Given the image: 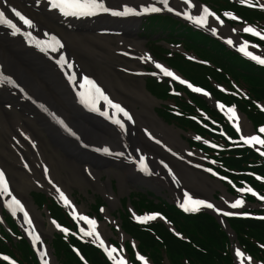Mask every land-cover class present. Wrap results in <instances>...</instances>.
Wrapping results in <instances>:
<instances>
[{"label":"bare ground","instance_id":"bare-ground-1","mask_svg":"<svg viewBox=\"0 0 264 264\" xmlns=\"http://www.w3.org/2000/svg\"><path fill=\"white\" fill-rule=\"evenodd\" d=\"M105 2L121 7L128 3L140 7L151 4V0H105ZM173 2H175V7L178 8L179 3L172 0V3ZM193 8L200 11L198 4ZM30 13L35 16L36 25L41 31L49 30L51 33L60 31L59 33L61 34L58 35L61 41L65 43L66 52L70 57H68V63L73 66L78 73L92 80L102 91L104 90V84L105 87L111 91L113 97L130 105V108L125 110L130 119L125 117L123 113L117 112L115 113V118L119 119L124 127L120 128L119 125L117 128L112 126L108 127L106 125L107 121L113 119L114 110L111 109L110 106H104V101L98 99L95 90L90 85L85 84L84 87L81 88V83L77 82L68 87L66 81L55 68L54 64L49 62L52 61V58L57 60L59 53L56 51H49L50 58L48 60L46 57L42 58V56L38 54L31 53L29 48L16 40L12 41L0 37V65L18 79L25 92V97L30 100L32 106H36V103L38 104L36 107L40 110L43 108L47 109V113L43 114V126L54 145L53 150L48 148L43 137L40 136L36 129L30 124L27 115H23V118H19L16 115L9 114L6 111L8 110L7 108L1 107L3 113L0 114V136L4 135L8 141L13 135L15 138H18V130L23 127V130L27 132L29 138L35 141L37 145L36 150H27L24 146V142L27 141V138H21L20 143L13 141L10 143L8 149L4 151L0 150V171L5 175L9 191L24 206V210L28 213L29 219L32 222L31 226H29V224L24 221L23 213L17 211L16 216L28 233L34 230L35 234L41 238L42 235V237H44L52 234L53 230L58 229V227L49 217L45 221L42 214L38 212L36 206L23 189V176H28L34 183L41 186L45 185L42 181H48L51 191L63 203L64 201L60 198L57 189L64 193L65 197L70 201V205H67V207L73 214L87 216L84 207L75 204L70 186L66 183L64 184H66L67 187L61 184L63 180L57 176L51 166L52 162L55 161V154L59 150L58 148H63L65 150L63 159L66 165L70 167L78 166V162H82L83 159H90L91 154L88 153V149L94 150L108 147L109 150L113 152H122L124 154L117 157L123 161L125 160L126 163L124 165L131 169L130 176L132 175L136 178L138 176L133 170H135V167L139 170V164L127 162L134 158H140L141 155H146L152 164L150 179L156 184L170 187L176 197L180 196L179 189L184 187V184L191 189L194 188L210 196L217 189L221 188L220 190L223 192V202L218 205L220 207L232 205L236 199L228 195L224 187H221L218 182L203 176L200 171L196 172L184 164V149L185 152L188 151L189 153L190 150L187 143L182 139L180 131L167 125L157 116L151 107L154 100L142 84H129L128 73L125 71L126 69L123 70L119 64L114 63L116 53L130 51L133 54H138L137 62L140 65L145 62L157 64L147 51L144 45L145 43L133 33L136 26L134 23L136 22L126 25L128 26L129 33H127V35H120L117 38V46H113L111 42H108V40L98 34L91 35L90 33H77L79 31L73 32V29H68L61 21L55 20L52 16L44 12L38 14L37 11L36 15L34 11ZM1 35L2 34H0V36ZM142 57H150V59H142ZM162 66L168 68L165 65ZM135 69L138 68H135V66L130 67V70ZM169 70L177 75L173 70ZM6 89L18 94V97H24V94L17 92L13 88ZM7 90L1 89L0 92L4 91L7 95H14ZM81 92L84 94L83 100H87L89 103L82 102L81 95H78V93ZM91 103H95L96 108L99 110L94 111L91 107ZM137 103L141 104V109L139 110L136 109ZM41 105L44 107L41 108ZM105 107H107L108 111L107 116L101 114L105 110ZM31 113L33 114V112ZM50 113L52 115H50ZM54 117L59 118V120L63 119L64 126L59 124ZM34 118H38L36 114ZM241 118L244 126L250 132L252 129L250 122H248L243 115ZM152 131L161 137L160 142L162 149L149 140V135L152 134ZM56 132H58V134H56ZM73 133H75V135H73ZM80 147H84L85 149L81 150ZM68 149L72 152L77 151L79 155L82 156L80 161L76 162L74 160V154L68 153ZM169 149L178 154L179 158L172 156L168 152ZM15 150L22 152L26 156L20 159ZM13 151L18 156V159L10 157ZM102 153L108 154L105 152ZM193 156L199 159L202 158L201 153L193 152L191 157ZM189 160H191V158H189ZM168 161L171 165L170 170H166L164 167V163ZM178 161H182L183 163ZM192 162L195 165H202L200 161L197 163V160H192ZM42 163L51 166V169H47V179L45 180L39 177L40 173L43 172ZM84 167L86 169L84 171L86 177L94 180V178L97 177V172H94V169L91 165L89 166V164ZM39 168H41V171H39ZM107 172L110 171L107 170ZM170 176L174 181H172ZM118 177L120 178L119 174ZM109 199L113 200L111 202H114L115 197L112 193ZM10 200V196L0 194V207L5 206V201ZM13 207L15 206L13 205ZM7 208L12 212L10 207ZM80 221L84 222L82 220ZM46 222L48 226H46ZM96 226L98 227V221H96ZM100 226L103 228L106 226V223ZM104 243L106 244L105 240ZM237 248L240 249L238 246L236 249ZM45 250L47 251L46 260L49 262L48 264H57L51 256V247L49 245L45 246ZM240 251L243 255L237 257L238 261L242 264H250V257L241 249ZM114 258L118 259L115 253ZM125 264H128L127 260Z\"/></svg>","mask_w":264,"mask_h":264},{"label":"trees","instance_id":"trees-1","mask_svg":"<svg viewBox=\"0 0 264 264\" xmlns=\"http://www.w3.org/2000/svg\"><path fill=\"white\" fill-rule=\"evenodd\" d=\"M189 45L194 46L193 44ZM199 50L210 56L217 65L230 73L236 80L244 81L247 84L251 100L244 99L245 103L235 98L234 100L255 124L264 123V113L252 103V99L264 101V68L257 67L227 50L223 51L224 48L219 45L212 44L210 47H201ZM172 63L193 78L206 81L204 77L196 73L198 72L196 66L185 61L184 64L174 61ZM200 68L202 67L200 66ZM203 68L212 73L217 79L228 82L226 71L220 73L214 69ZM206 85L213 89L219 98L229 102L230 97L217 93L218 91H215L210 82H207ZM192 97L200 105L205 106L200 98ZM183 105L184 112L196 113L195 108L185 103V101ZM168 115L186 130H195L200 133L208 132L185 115L176 116L171 112H168ZM217 158L231 170L222 171L227 173L236 183L242 184V182L248 181L264 193V183L247 173L251 171L264 176V162L253 150L239 147L229 148L219 152ZM150 194L135 192L132 201L135 208L141 213L148 210L162 212L183 235V238L177 236L162 222L138 224L131 219L128 210L122 212L124 230L139 241L140 251L150 257L155 264H166L167 261L169 264H235L230 249L229 236L213 215L205 212L187 215L161 198L156 202L155 199L150 197ZM42 200H44V197L41 195L40 202H43ZM50 208L54 216L62 223L75 228L72 221L60 207L53 204ZM261 212L264 213V210ZM229 221L237 232L243 248L264 264V218H232ZM53 244L58 259L63 264H86L72 250V245L80 250L89 264H112L97 246L90 242L80 241L74 235H71L70 242L64 239L63 236L56 235ZM127 247L133 261L140 264L135 259V253L131 245L127 244ZM0 249L13 254L23 264H39L24 238L16 244H11V246L1 242ZM0 264L9 263L0 260Z\"/></svg>","mask_w":264,"mask_h":264},{"label":"rangeland","instance_id":"rangeland-1","mask_svg":"<svg viewBox=\"0 0 264 264\" xmlns=\"http://www.w3.org/2000/svg\"><path fill=\"white\" fill-rule=\"evenodd\" d=\"M213 5L217 7L215 3H213ZM178 26H176V29L178 28ZM176 29L174 31H171L168 28H160V27L152 26L144 35L142 32L139 33L140 30H138V26H137V35L141 40L145 42L146 47H148L151 51L157 54H160L158 48L163 49L164 48L163 44L167 45L168 43L169 45V42H170L169 39L174 38L172 34L176 31ZM105 37L107 38L109 42L113 44V46H116V38L114 36L106 35ZM184 47L186 46L184 45ZM187 50H189V52H193V53L201 55L197 50H194V49H187ZM174 53L176 52L174 51ZM116 58L117 60L115 61H119L120 64L127 65L132 62V60L124 59L121 56H116ZM170 60L174 62H181V60L177 56H174V55H171ZM145 67L149 68V70H153L154 68L152 64H149V65L146 64ZM163 78L164 77H161L159 79L162 80ZM146 80H147V75L142 76V77H133V78L131 77L128 83L134 84V83L142 82V84L145 85L146 91L149 92L147 90ZM163 83H165V81H163ZM159 88L162 90V92L166 90L162 86H160ZM160 89H158V92H160ZM153 98H154V102L152 103L151 107L158 115H159V111L163 113L169 112L166 109L167 105L163 103L164 101L154 96ZM9 101L11 102H9L8 104H11V105L7 104L9 108L6 111L9 114L19 116L20 118H23V115L29 116V121L32 127H34L38 131V134L43 137V139L45 140L44 142H46L48 148L50 150H53L54 145L52 141L49 139V134L47 133V131L44 129V126H43V121H44L43 117L40 116L34 119L33 116L28 115V108H27L29 107L28 104H25L22 102L19 103L11 99H9ZM167 102H169L168 104H170V101H167ZM171 103H174V102L171 101ZM0 105H1V102H0ZM171 105H174V104H171ZM136 109L138 110L141 109V104L137 103ZM2 113H3V109L0 106V114ZM160 115L158 117L164 121V119ZM171 126L177 129L176 123H172ZM245 130L247 132L249 131L248 129H246V127H245ZM251 131L252 129L250 130V132ZM180 134L182 136V139L186 140L188 147L191 150H193L196 153L201 152L197 150L192 144V139H197L196 136L192 132H181L180 131ZM241 134L245 136H249V134H247L246 132H242V130H241ZM0 145H1V148H5L7 146V143L4 139H1ZM156 146L158 147L157 144ZM58 149L59 150L55 154V161L52 162V165L50 163V165L52 166L57 176H59L64 181L60 183L66 187L67 185L70 186V190H71L72 196L74 197L75 201L81 206H83L84 209L90 214L91 217H93L92 214L96 212L95 206L97 205L98 201L101 200L104 203V208H102L101 212L98 213L100 221L106 223V226L103 227V231L105 232L106 237L109 240H112L118 243L119 247L125 245V243H127V241L129 240L128 236L124 238L121 234V230L119 228V225H120L119 220L121 218L119 217H120V213L122 214V212L123 213L125 212L126 205L132 201L131 197H132L133 191L140 190V189L143 191L150 190L154 193V195L167 198L169 201L175 203V200H176L175 196L173 195L172 191L170 190L168 186L155 184L149 177L146 178L147 180H144V177L139 178V175H137L138 176L137 178L133 177L132 175L130 176L131 169H129L128 166H125L124 164H117L116 162H110V161L107 162L103 159H100L99 157H95L96 155L91 154V157H92L91 159H88V160L83 159L82 162H78L81 159L79 158V160H75L76 162L79 163L78 166L76 165V166L70 167L66 165V163L64 162V159H63V156L65 154L64 150L61 148H58ZM201 153L203 154V158H204V160L200 159L201 162L204 164H208L209 162L205 156V153L204 152H201ZM74 156H75L74 158L80 157L78 154ZM191 156L192 155H187L184 149V164L188 166L189 168L198 172V169L192 165L191 161L192 160L200 161V160L196 159V157L194 156L193 157ZM188 157L191 158L190 162L188 161L189 159ZM86 161H89V163L90 162L95 163L94 165H92V168L94 169L93 171L97 172V177H95L94 180L88 179L86 177V174L84 172L85 171L84 166L89 164ZM178 162L183 163L182 161H178ZM106 170H109L110 172L107 173ZM200 173L203 174V176L207 175V173L205 174L203 170H201ZM118 174L120 178L118 177ZM39 177L40 178L42 177L41 173ZM211 177L214 181L218 182V184L221 187L225 186L224 184L223 185L221 184L220 182L221 180L218 181L212 174H211ZM22 179H23V184H24L23 189L32 201L34 200V196L37 197V194L41 192L55 199V197L53 196L54 193L51 191L49 186L44 181L42 182L45 185L41 186V185L34 183L33 180H31L28 176H23ZM64 183H66L67 185ZM188 189L192 190V192H190V195L189 194L188 195L193 198H195L196 194L203 195V196H209L207 194L200 193L194 188L191 189L186 184H184V190H188ZM220 189H217L214 192L213 195L215 197H219V195L222 193V190ZM111 193L115 197L114 202H111L113 200L109 199V196ZM126 197L128 198L127 201H125ZM49 203L47 200L45 201V204H47V206H49ZM34 204L38 212L42 214V216L44 217L46 221V219L50 215V212L46 209L45 206L43 207L42 205H38L36 204V202ZM239 207H241L240 209H243V210L259 208L258 205L254 203L240 205ZM110 215L112 216V218H109ZM46 226H48L47 222H46ZM1 231L2 229L0 227V236H1ZM55 232L56 231L53 230V234ZM61 232L68 233V231L67 232L61 231ZM53 234L48 235L45 238L49 243L53 239ZM166 264H169V262H167ZM250 264H261V263L252 259Z\"/></svg>","mask_w":264,"mask_h":264},{"label":"snow or ice","instance_id":"snow-or-ice-1","mask_svg":"<svg viewBox=\"0 0 264 264\" xmlns=\"http://www.w3.org/2000/svg\"><path fill=\"white\" fill-rule=\"evenodd\" d=\"M185 2L187 3L188 0H185ZM239 2L241 4H246L249 7H253V6H257V5H253L249 3V0H239ZM37 3H39V0H37ZM48 3V7L51 9H55L57 10L61 15L63 16H76V17H81V16H93V15H97L99 13H110L113 16H128L130 14L132 15H140L141 13H156V12H160L162 9L160 7H156L152 4H148L147 6H142L139 8V11H137L136 8L130 7L127 4L123 5L121 7V9H113L111 7L106 6V2L105 0H47ZM160 3L163 5L164 9H167V11L172 12L174 9L172 7L169 6V0H160ZM192 5L189 3V7H191ZM261 8H264V3H260L258 5ZM12 12L15 14L16 17L19 18L20 21L23 22L24 25L28 26L29 28L33 26V22L26 18L24 15H22L19 11H17L16 9H12ZM177 15H183L187 20L192 21L193 23H195L198 26H204L207 22H208V17L213 16L215 17V19L217 21H219V17L215 16L214 13H212L210 11V9L208 7H203L202 11H200L199 15H192L190 14L188 11H184L183 13H177ZM225 16L231 18V19H238V17H236L233 13L231 12H225L224 13ZM0 23L6 24L7 26H9L12 29L13 34H17V33H21L22 29L20 27H18L15 23L12 22V20L7 19L5 17V13L0 11ZM222 23V21H221ZM213 33L216 32L215 28L211 29ZM243 32L245 33H250L251 35L260 37L262 40H264V31L262 30H258L250 25H246L243 27ZM27 39H28V43L29 44H35L36 47H38L40 49V51L42 52H46L49 49H51V51L55 52L57 51L58 47H62L60 40L55 36V35H51L49 37L48 40H38L35 36H33L30 32L24 31L22 33ZM229 44H232L233 41L231 39H229L227 41ZM249 47V43L247 41H244L243 43H241L239 45V51H241L245 56L249 57L250 59L254 60L255 62H257L258 64L264 65V57L255 55L253 52L248 51ZM142 59H150V57H142ZM58 64H61V66H63V64L65 63V58L64 56L61 54L60 55V59L57 61ZM71 65H69L70 67ZM155 67L157 69H159L165 76L168 77H172L175 80H179L181 83H187V81H183L180 79L179 76H176L172 71H170L168 68L163 67L161 64L157 63L155 65ZM74 79L73 76H69V81L71 82ZM7 82L9 84H13L14 82L11 80L10 77H4L3 75H0V83H4ZM90 85L94 90L95 93L97 94L98 99H102L104 101V106H110L111 109L114 110L113 112V122L116 123L117 125L120 126V128H123L124 125L123 123L119 120L115 118V113L119 112V113H123V115L125 117H128V113L119 105L116 103H113L108 96H106L104 94V92L95 85V83L88 79L87 77H84L83 82L81 83V88L84 87V85ZM189 88H192L193 91L196 92H202L203 90L200 88H194L191 84H188ZM205 95H208V93H204ZM78 95H81L82 97V102L85 103H89L87 100H83V93H78ZM218 108L220 109H224L225 106L223 104H220L219 102H217L216 105ZM41 108H43L44 106L41 105ZM91 107L94 111H98L99 109L96 108L95 103H91ZM45 111H47V109H44ZM227 113L230 114L228 116V119L230 121H233L234 118L236 117V112L234 107H228L227 108ZM102 115L107 116L108 115V111H107V107H105V110L101 113ZM50 115H52L50 113ZM130 119V117H128ZM54 119L57 120V122L59 124H61L62 126H64V122L62 120H59V118L54 117ZM66 127V126H65ZM68 131H71L70 129H67ZM240 131V128L237 126V132ZM260 133H264V126L260 127L259 129ZM73 135H75V133H73ZM197 139H200L199 137H196ZM240 139L248 145H253V144H259L264 146V139H262L260 136L258 135H250V136H244L241 135ZM205 143H208V141H205ZM213 147H217L216 145H213ZM97 151H102L105 153H109V148L108 147H103V148H98ZM124 153L120 152L117 153V155H123ZM261 155H264V152H261ZM139 166L141 167V170L146 171L147 170V166L144 162V157L141 156L139 158L138 161ZM209 171H211V169H209ZM258 179H260V177H257ZM240 192H249L252 193L253 195H257L254 190L251 187H248L247 189L245 188H240L239 189ZM57 192H59V196L60 198L64 201L65 205H70V201L65 197L63 192H60L59 189H57ZM0 194H6L7 196L11 197L10 201H5V206L10 207L12 210V214L16 215L17 211L22 212L23 213V218L24 221L27 222L29 224V226H31V220L29 219L28 213L24 210V206L21 204V202L11 194V192L9 191V186L8 183L5 179V175L2 171H0ZM259 199L264 200V196H260ZM244 201L241 199H236L233 203H232V207L236 208L239 207L241 204H243ZM13 205L15 207H13ZM201 206L207 207V208H213L214 205L212 203H209L205 200L202 199H195L191 196L188 195V193L184 194V203H182L180 205V207H182L184 209V211H197ZM73 212L75 213V210L73 209ZM234 213L228 212L225 213V215H233ZM157 214H152L151 216L148 217H136V219L138 220H144V219H153L155 218ZM244 215H247V213H244ZM264 218V217H262ZM73 219H79L84 221L88 226L89 229L87 231H85L84 229H81V232L89 237H94L95 240L99 241V246L101 248H103V250L105 251V253L108 255V258L110 260L114 261V264H125V260L123 258H119V259H114V253H116V249L111 248V247H106L104 240L101 239L100 234L96 231V221L94 219H90L89 217L85 216V215H73ZM55 223V222H53ZM57 227H60L59 225H57ZM63 231L67 232L68 229H63ZM29 235L32 237V242L33 244H36L37 241H39L40 237L38 235L35 234L34 230L29 232ZM39 255L41 257H44L46 254L41 251L39 253ZM235 255L237 257H241L243 255V253L240 251V249H236ZM5 260L8 259V257H4ZM138 259H140L141 261L144 260L143 256H139ZM11 264H16L15 261H12ZM43 264H48V261L45 259L43 261Z\"/></svg>","mask_w":264,"mask_h":264}]
</instances>
